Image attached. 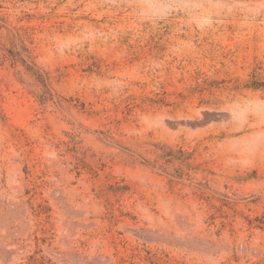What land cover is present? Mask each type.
Listing matches in <instances>:
<instances>
[{
	"label": "rangeland",
	"instance_id": "1",
	"mask_svg": "<svg viewBox=\"0 0 264 264\" xmlns=\"http://www.w3.org/2000/svg\"><path fill=\"white\" fill-rule=\"evenodd\" d=\"M0 264H264V0H0Z\"/></svg>",
	"mask_w": 264,
	"mask_h": 264
}]
</instances>
